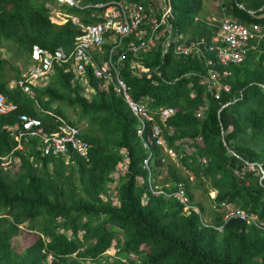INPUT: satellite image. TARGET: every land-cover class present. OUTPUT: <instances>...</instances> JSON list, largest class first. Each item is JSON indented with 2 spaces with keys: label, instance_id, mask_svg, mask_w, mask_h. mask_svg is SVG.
<instances>
[{
  "label": "trees",
  "instance_id": "16d2710c",
  "mask_svg": "<svg viewBox=\"0 0 264 264\" xmlns=\"http://www.w3.org/2000/svg\"><path fill=\"white\" fill-rule=\"evenodd\" d=\"M47 1L0 0V93L17 104L0 113V156L13 150L20 157L15 169L0 165V264H264V34L229 66L230 74L221 81L230 88L219 89L218 98L198 82L208 68L202 57L172 49L162 55L156 44L138 54L145 71L137 76L130 68L133 55L127 54L120 73L132 97L148 96L144 99L152 110L174 108L164 122L157 113L154 120L177 150V160H162V147L151 143L145 166L136 115L111 85L103 86L92 63L82 80L69 63L55 64L48 82L34 87L33 95L9 84L24 69L16 61L24 65L34 44L69 50L80 32L70 19L51 21ZM136 1L146 9L153 5V0ZM169 2L173 28L185 38L216 32L217 20L199 16L203 0ZM215 2L220 15L260 23L264 32V0ZM68 10L83 20L91 11ZM94 57L97 63L104 59L100 53ZM202 105L206 108L198 117ZM49 111L80 126L91 143L87 157L74 151L42 155L36 137L13 149L17 140L10 126L17 114L37 116L53 132L58 121ZM186 137L191 153L175 143ZM122 149L128 163L114 178ZM201 156L207 162H199ZM149 177L163 192H152ZM180 187L199 212L183 207L174 193ZM197 189L206 200L196 198ZM221 201L235 203L257 220H224L217 208ZM112 244L117 250L108 253Z\"/></svg>",
  "mask_w": 264,
  "mask_h": 264
},
{
  "label": "built area",
  "instance_id": "2783aa9c",
  "mask_svg": "<svg viewBox=\"0 0 264 264\" xmlns=\"http://www.w3.org/2000/svg\"><path fill=\"white\" fill-rule=\"evenodd\" d=\"M49 18L55 23H63L67 19L80 30L75 36L72 47L65 50L62 46L49 49L39 44H34L26 62V67L20 76L10 80V85H19L22 89L33 95L34 87L42 86L49 80L50 74L55 64L69 63L76 72L77 77L82 80L85 77L87 63L93 64L94 74L103 82V86H112V89L121 94L130 105L133 113L138 119L136 132L143 136L142 145L147 151V156L143 164L148 166L149 157L152 154L151 143L162 147L164 155L175 159L177 150L168 144L163 135L162 126L154 120V113L164 122L174 113L172 106H163L157 110H152L144 98L134 99L129 92V85L121 76L120 69L127 54L131 53L130 68L132 73L141 76L145 71L143 63L138 58V54L149 51L156 44H160L162 55L168 50L177 55L202 57L207 65V71L201 74L198 82L205 86L206 90L219 97V89L229 90L230 85L222 82L221 78L228 76L231 72L229 66L240 62L247 51L256 46L253 40H259L264 34L260 23H244L231 15H224L218 19V28L210 37L199 35L191 39L176 31L171 22L172 11L169 0H153V5L149 4V9L140 1L127 0H48ZM67 6H75L79 9H91L86 20L80 15L67 11ZM149 10L151 11L149 13ZM107 45L108 48L104 49ZM103 54L104 59L97 63L94 54ZM221 67V68H219ZM157 76L160 71L153 69ZM151 75L150 72L147 73ZM264 86V84H263ZM228 102L222 103L221 107ZM17 104L9 100L3 93H0V113H7L16 109ZM205 105L200 106L195 114L203 116ZM50 112V111H49ZM51 113V112H50ZM58 121L57 129L47 132L41 119L27 112H19L17 121L10 126L14 131L17 140L13 148H21L25 141L36 137L34 143L36 150L42 155L66 154L74 151L84 157L88 156L91 143L85 139L80 130V126L72 119L51 113ZM148 133L145 134L146 124L150 122ZM189 138H182L175 143H183L185 152L191 153L192 148L188 145ZM121 159L118 161L116 169L112 172L114 178L118 177V172L126 169L128 156L124 149L121 151ZM199 162H207L205 156L198 157ZM20 163L18 154L11 150L9 153L0 156V165L4 168L15 169ZM252 167V163L249 165ZM250 167V168H251ZM262 170V169H261ZM150 189L153 193L163 192L157 184L152 183L153 177H149ZM114 191L111 188L110 193ZM185 209H195L199 212L197 205L191 203L184 188L174 191ZM105 198L104 195H102ZM146 197V195H144ZM217 208L223 211V219L238 217L246 220H257L256 215L247 214L243 209L233 202L221 201ZM219 226L218 228H220ZM117 250L113 244L107 249L108 253Z\"/></svg>",
  "mask_w": 264,
  "mask_h": 264
},
{
  "label": "rangeland",
  "instance_id": "374dc122",
  "mask_svg": "<svg viewBox=\"0 0 264 264\" xmlns=\"http://www.w3.org/2000/svg\"><path fill=\"white\" fill-rule=\"evenodd\" d=\"M199 16L202 19H203V17H205V18H208V19H210L212 21V20H214L213 18H215V19H222L221 17L223 15H220V12H219V9L216 6L215 0H203V7H202V9H201V11L199 13ZM16 63L17 64L20 63L19 66H21V67H24V66L26 67V63H24V65H23L20 62V60L16 61ZM68 112L69 113H72L71 108L68 109ZM173 160H177V157L175 159H173ZM178 164L180 165V163H178ZM249 167H251V166H249ZM165 173H166V170H163V172L161 173V175H164ZM191 178H192V175H191ZM209 194L211 196H213L214 195V192L211 190L209 192ZM195 196H196L197 199L206 200V196L201 192L200 189L195 190ZM114 202L116 203L117 201H114Z\"/></svg>",
  "mask_w": 264,
  "mask_h": 264
},
{
  "label": "clouds",
  "instance_id": "9594fccd",
  "mask_svg": "<svg viewBox=\"0 0 264 264\" xmlns=\"http://www.w3.org/2000/svg\"><path fill=\"white\" fill-rule=\"evenodd\" d=\"M96 1H98V0H96ZM102 1H105V0H102ZM127 1H130V0H127ZM131 1H136V0H131ZM81 2L82 3H84V2H86V1H83V0H81ZM240 6H241V4H240ZM48 7V6H47ZM73 7H75V6H67V11H69L68 9L69 8H73ZM49 8V7H48ZM77 8V7H76ZM69 12H72V11H69ZM74 13V12H73ZM76 14V13H75ZM226 15V14H225ZM224 16V15H223ZM222 16V17H223ZM232 16V15H231ZM234 17V16H233ZM235 18V17H234ZM214 20H217L218 21V19H215V18H213ZM214 20H212V21H214ZM58 24H61V23H58ZM262 27H263V25H262ZM12 80V79H11Z\"/></svg>",
  "mask_w": 264,
  "mask_h": 264
},
{
  "label": "crops",
  "instance_id": "0c3cea01",
  "mask_svg": "<svg viewBox=\"0 0 264 264\" xmlns=\"http://www.w3.org/2000/svg\"><path fill=\"white\" fill-rule=\"evenodd\" d=\"M27 62V61H26ZM25 67V66H24Z\"/></svg>",
  "mask_w": 264,
  "mask_h": 264
}]
</instances>
